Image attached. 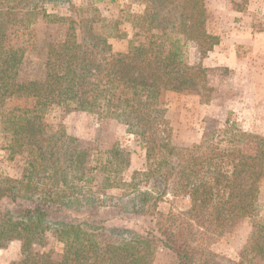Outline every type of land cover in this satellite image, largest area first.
Returning a JSON list of instances; mask_svg holds the SVG:
<instances>
[{
    "label": "trees",
    "instance_id": "obj_1",
    "mask_svg": "<svg viewBox=\"0 0 264 264\" xmlns=\"http://www.w3.org/2000/svg\"><path fill=\"white\" fill-rule=\"evenodd\" d=\"M142 1L146 3L144 12L127 13L125 19L135 30L126 53L104 62L88 61V48L110 51L107 40L120 38L121 22L102 19L103 27L109 26L111 33L92 32V43L85 44L76 39L74 19L62 18L68 24L63 38L47 46L38 73L27 80L20 79L24 49L10 47L5 40L8 25L31 17L35 9L21 7L3 13L0 109L7 99H34L32 108L5 113V130L13 136L8 147L12 153L24 149L28 153L19 179L0 180V249L19 240L25 252L23 259L11 264H152L158 248L172 251L177 264H217L212 254L183 237L181 229L176 242L165 240L148 225L130 239L101 247L94 228L87 229L73 220L50 223L48 218L57 210L56 205H66L62 199L85 196V184L93 179L88 173L93 170L101 175L102 190L127 187L141 207L152 199L156 204L171 189L184 207L183 213L176 215L178 226H184L182 216L187 215L195 225H210L213 232H219L256 214L264 179V137L226 120L206 131L200 143L179 147L170 140L161 103L162 92H198L204 81L205 69L186 63L184 54L186 45L193 43L203 57L218 42L206 30L204 0ZM44 2L66 3L73 8L70 0ZM41 10L45 18L55 22L57 16ZM48 105L64 112H87L124 126L144 149L147 168L133 172L130 182L125 183L120 175L127 167L128 153L119 147L107 150L105 161L91 167L90 154L73 145L63 132L45 135L41 113ZM150 182L158 190L155 197L140 187V183ZM263 230L258 226L251 231L250 249L264 241V236L258 237ZM46 232L63 245L59 262L33 250L34 245H41ZM259 250L264 251V245Z\"/></svg>",
    "mask_w": 264,
    "mask_h": 264
},
{
    "label": "rangeland",
    "instance_id": "obj_2",
    "mask_svg": "<svg viewBox=\"0 0 264 264\" xmlns=\"http://www.w3.org/2000/svg\"><path fill=\"white\" fill-rule=\"evenodd\" d=\"M44 1L0 0V20L6 10L35 9L31 17L8 25L5 40L8 46L25 51L21 80L33 79L47 46L63 38L68 24L62 18L74 19L76 39L85 44L92 43V32L111 33L109 26L103 27L102 19L121 22L118 28L120 38L107 40L110 51L88 48V61L104 62L127 52L135 33L131 23L125 21L127 13L141 14L146 7L142 0H116L113 3L70 0L73 8L66 3ZM204 4L206 30L218 38V42L203 57L193 43H188L184 49L186 63L201 65L206 72L198 92H162L161 103L171 131L170 140L179 147H191L200 143L206 131L222 126L226 120L247 133L264 137V0H204ZM41 9L57 16L55 22L45 18ZM33 104L34 99L31 98H11L0 109V180L19 179L28 159L26 149L11 152L9 147L13 144V136L5 130V113L14 108H32ZM41 122L45 135L63 132L73 140V145L87 151L91 167L104 162L106 151L112 147L127 151L128 164L120 175L125 183L130 182L133 172L147 168L145 151L138 140L127 133L124 126L112 120L82 111L64 112L55 105H48L41 113ZM88 177L93 179L85 184V196L62 199L66 205H56L57 210L48 218L50 223L73 220L83 223L87 229L94 228L101 247L130 239L142 233L148 225H152L165 240L176 242L178 229H181L183 237L197 249L212 254L211 258L217 264H264V251H258L264 241L253 250L248 247L251 231L254 228L258 230V226L264 227V179L260 183L253 218L239 220L227 229L213 232L210 225L197 226L187 215L182 216L184 226L176 224V215L183 213L184 207L172 196L171 189L156 204L152 199L141 207L137 197L127 192L129 188L102 190L101 175L96 170L88 173ZM151 184L140 183V187L155 197L158 190ZM261 232L258 237L264 236V230ZM33 250L59 262L63 245L46 232L41 245H34ZM24 257L19 240L0 249V264L15 263ZM177 263L172 251L158 248L152 264Z\"/></svg>",
    "mask_w": 264,
    "mask_h": 264
}]
</instances>
